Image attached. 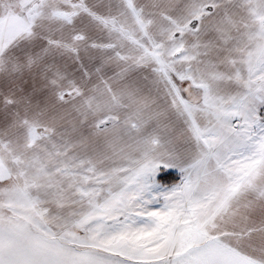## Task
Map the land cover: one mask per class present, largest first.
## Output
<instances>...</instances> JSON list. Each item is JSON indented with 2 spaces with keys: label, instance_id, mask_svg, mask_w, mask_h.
<instances>
[{
  "label": "snow or ice",
  "instance_id": "6c2138e0",
  "mask_svg": "<svg viewBox=\"0 0 264 264\" xmlns=\"http://www.w3.org/2000/svg\"><path fill=\"white\" fill-rule=\"evenodd\" d=\"M0 264H264V0H0Z\"/></svg>",
  "mask_w": 264,
  "mask_h": 264
}]
</instances>
